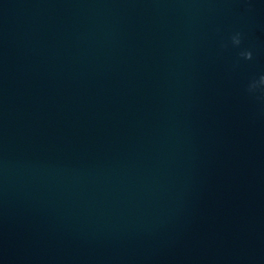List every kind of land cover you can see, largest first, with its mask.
<instances>
[{"label": "water", "instance_id": "water-1", "mask_svg": "<svg viewBox=\"0 0 264 264\" xmlns=\"http://www.w3.org/2000/svg\"><path fill=\"white\" fill-rule=\"evenodd\" d=\"M262 76L264 0H0V264H264Z\"/></svg>", "mask_w": 264, "mask_h": 264}, {"label": "clouds", "instance_id": "clouds-1", "mask_svg": "<svg viewBox=\"0 0 264 264\" xmlns=\"http://www.w3.org/2000/svg\"><path fill=\"white\" fill-rule=\"evenodd\" d=\"M232 42L235 44V45H239L241 43V39H240V36L239 34H237L236 36H234L232 38ZM242 55L245 57V59H250L251 58V52H245V53H242ZM260 83L261 84H264V76H262L260 78ZM253 87H255V85H253Z\"/></svg>", "mask_w": 264, "mask_h": 264}]
</instances>
